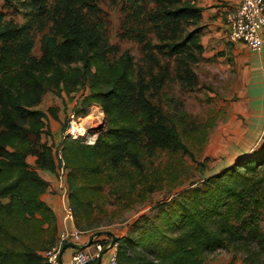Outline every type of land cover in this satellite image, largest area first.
Wrapping results in <instances>:
<instances>
[{
    "label": "trees",
    "instance_id": "16d2710c",
    "mask_svg": "<svg viewBox=\"0 0 264 264\" xmlns=\"http://www.w3.org/2000/svg\"><path fill=\"white\" fill-rule=\"evenodd\" d=\"M196 1L150 15L160 45L146 50L138 63L129 51L114 59L118 48L106 40L103 24L93 18L96 8L87 0H57L50 10L42 0H24L52 22L41 38L40 58L33 55L26 26L0 13V264H50L44 253L59 225L43 200L50 184L42 172L58 181L65 170L68 203L76 222L83 223L102 198L99 183L119 184V199L131 201L137 185L149 182L146 170L160 152L189 156L204 179L178 191L156 218L144 219L136 238H120L118 264H200L225 241L257 240L264 255L257 223L264 207V146L228 169L209 173L207 160L198 161L183 137L189 132L163 110L173 101L168 100L174 81L184 89L196 83L192 63L203 52L206 32ZM189 21L196 27L186 32ZM81 88L78 106L67 110L64 120L58 108H42L46 92L71 95ZM94 104L102 106L108 123L95 144L65 137L69 116L85 115ZM53 121L57 131H52ZM45 223L51 227L44 229Z\"/></svg>",
    "mask_w": 264,
    "mask_h": 264
},
{
    "label": "rangeland",
    "instance_id": "374dc122",
    "mask_svg": "<svg viewBox=\"0 0 264 264\" xmlns=\"http://www.w3.org/2000/svg\"><path fill=\"white\" fill-rule=\"evenodd\" d=\"M187 2L194 0H87L90 7L96 8L93 18L103 24L106 40L118 48L114 59L129 51L137 63L146 58V50H154L160 45V37L150 15L157 16L156 13L162 11L164 7ZM56 3L57 0L41 2L46 10L52 9ZM13 4L0 0V13L5 15L7 21L17 26H26L34 42L33 55L40 58L41 38L43 34L50 32L52 22L41 17L40 10L28 5L24 0H16ZM184 26L186 32H191L196 27L190 21ZM148 43L152 45L151 48L146 47ZM202 46L200 58L195 54L196 60L192 63L193 72L197 77L196 83L184 89L177 80L174 81L171 85V98L168 100L173 101L170 104L164 103L163 110L168 118H172L184 131L189 132L183 135L185 141L193 149L197 160L202 162L206 159V167L208 171L211 170L209 173H214L232 167L246 155L235 156L222 164H217L218 159L214 155L210 156L209 146L213 136L211 130L229 110L239 85L232 56L227 54L224 59L221 52L212 55L208 47ZM165 62L166 60L161 64ZM168 69L174 76L175 66L170 63ZM55 92H46L42 108L44 110L50 107L58 108L59 115L64 120L66 111L72 108L84 90L81 88L71 95L67 92L57 95ZM86 117L85 122L91 131L90 135L96 142L99 135L107 129V116L102 106L97 104ZM102 125L105 126L104 129L97 130ZM153 159V163L146 170L150 175L149 182L146 186L137 185V191L131 195V201L128 198L119 199L120 193L118 194L116 189L119 184L102 182L98 185L102 198L95 203L91 218L83 223H77L75 219L76 226L85 237L79 243L91 242L94 246L91 253L101 255L113 242L110 233L117 237V242L120 238H136L138 227L144 224V219L156 218L161 210L169 207L166 205L171 204L178 191L194 187L204 179V174L199 170L197 163L185 154L160 152ZM29 161L34 162V158H30ZM262 173L260 170L258 176ZM249 216L247 213V221ZM257 221L264 234V207L259 209ZM50 227L49 223L44 224V229ZM58 231L59 229L54 233L50 246L57 242ZM97 247H101L102 251L100 252ZM260 250L257 240L248 242L242 240L239 243L225 241L223 248L203 255L199 261L200 264H264V255H261Z\"/></svg>",
    "mask_w": 264,
    "mask_h": 264
},
{
    "label": "crops",
    "instance_id": "0c3cea01",
    "mask_svg": "<svg viewBox=\"0 0 264 264\" xmlns=\"http://www.w3.org/2000/svg\"><path fill=\"white\" fill-rule=\"evenodd\" d=\"M240 1H196L203 9V26L206 27L202 39L203 45L209 48L212 55L221 52V56L226 59L227 54H230L238 74L237 95L230 103V108L224 117L211 130L213 136L209 152L210 156L214 155L218 159L217 164H222L235 156H248L264 146V47L261 52H253L241 43H229L226 39V13ZM77 106L78 102L73 104L71 109ZM95 106L97 105L86 107L85 115L82 117L90 114ZM60 119H62L61 116ZM50 125L52 131L58 130L57 122L53 121ZM41 174L50 184L43 200L56 213L59 230H61L64 226V212L56 175L46 171ZM88 244L87 241L79 247L90 253L94 246ZM77 249L67 248L62 254V263L70 264L72 255ZM109 256L110 252L103 257L101 264H107Z\"/></svg>",
    "mask_w": 264,
    "mask_h": 264
},
{
    "label": "built area",
    "instance_id": "2783aa9c",
    "mask_svg": "<svg viewBox=\"0 0 264 264\" xmlns=\"http://www.w3.org/2000/svg\"><path fill=\"white\" fill-rule=\"evenodd\" d=\"M225 26L226 39L229 43H241L253 52H261L264 47V0H241L237 6L226 13ZM86 118V116L82 117L72 113L69 116L64 136L73 140H81L87 145H94L95 140L90 135L91 131L85 122ZM65 178V170L60 171L58 187L64 212V226L59 231L57 242L44 253L50 264H61L64 246L66 244L79 246V242L84 237V233L75 225L74 209L68 203V186ZM97 249L102 251L101 247ZM98 257L97 254L86 252L79 247L72 255L70 264H92ZM107 264H118L117 245L110 251Z\"/></svg>",
    "mask_w": 264,
    "mask_h": 264
},
{
    "label": "water",
    "instance_id": "95a60500",
    "mask_svg": "<svg viewBox=\"0 0 264 264\" xmlns=\"http://www.w3.org/2000/svg\"><path fill=\"white\" fill-rule=\"evenodd\" d=\"M104 125H102V126H100V128L98 129V130H103L104 129ZM110 235L113 237V242L101 253V255L98 257V262H97V264H101L102 263V260H103V257L107 254V253H109L112 249H113V247L116 245V242H117V237L116 236H114L112 233H110ZM88 245H91V242L88 244ZM69 247H72V248H79V246L78 245H75V244H67V245H65L64 246V248H63V252L67 249V248H69ZM61 264H63L62 263V261H61Z\"/></svg>",
    "mask_w": 264,
    "mask_h": 264
},
{
    "label": "bare ground",
    "instance_id": "6f19581e",
    "mask_svg": "<svg viewBox=\"0 0 264 264\" xmlns=\"http://www.w3.org/2000/svg\"><path fill=\"white\" fill-rule=\"evenodd\" d=\"M95 121H97L96 119H94ZM100 124V123H99Z\"/></svg>",
    "mask_w": 264,
    "mask_h": 264
}]
</instances>
